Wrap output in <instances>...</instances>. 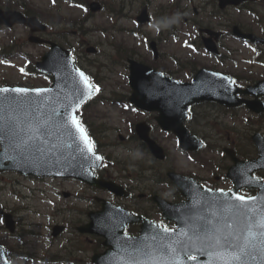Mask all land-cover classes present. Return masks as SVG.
Listing matches in <instances>:
<instances>
[{
    "label": "rangeland",
    "instance_id": "rangeland-1",
    "mask_svg": "<svg viewBox=\"0 0 264 264\" xmlns=\"http://www.w3.org/2000/svg\"><path fill=\"white\" fill-rule=\"evenodd\" d=\"M17 1L22 4H30L40 11H48L52 8L51 0ZM57 1L56 5L61 0ZM100 1L108 2V0ZM115 1L119 12L114 20L110 18L111 14L105 10L89 16L84 10L71 8L70 4L61 2L63 18H74L84 22L80 33H78V27L81 24L78 20L76 25L70 21L63 25L62 22L53 34L44 35L75 52L76 64L94 78L93 81L97 89L96 96L99 99L112 97L114 93H130L125 89L128 74L127 64L120 55L125 49L116 44L122 40L127 42L129 49L133 48L132 53L136 59L152 58L142 38L143 35L148 34L155 40L160 39L158 47L160 53H164L165 56L174 54L182 60L194 59L199 65L210 66L217 63L216 60L206 57L203 50L200 49V52L191 51L182 45L184 40L192 41L195 39L197 27L193 22H211L212 19L209 18V14L214 11V8L209 0H183L174 3L168 9L169 15L163 16L159 24L156 25L162 31L161 35L155 26L137 24L135 16L142 2H145L149 6L154 24L156 21L153 14L160 10V4L167 5L173 0ZM255 8L262 16L264 15V7L257 4ZM195 9L198 11L197 14L194 12ZM184 17L186 20L183 19ZM165 19H173L177 39L166 35L167 26L163 24ZM236 19L250 20V17L240 11L238 7H230L215 20L214 29L224 30L228 25L231 27V21ZM253 28V32L258 34L260 27L255 26ZM134 32H137V35ZM28 34V30L20 25L11 29H1L0 50L10 47L13 52L19 51V54H25L33 61L38 60L48 49V46L28 42ZM89 45L95 46L97 52L86 53L84 49ZM220 52L227 54L229 59L226 60L230 61V65H216L220 69H227L236 74L241 84L251 83L264 75V46L253 47L234 39L232 36L224 35L220 39ZM165 62L170 65L168 60ZM26 64L27 60L18 56L10 60L0 59V85L9 83L35 87L50 83V79L48 80L38 72L32 74L26 72L24 68ZM181 76L185 78L184 74ZM247 77H250V80ZM92 103L97 104V101ZM94 108L99 112L95 111ZM94 108L89 111L101 113L103 115L102 121L106 123V128L109 129L105 135H101V141L106 143L102 146L104 153L111 152L113 155H120L121 159L128 155L132 156L134 160L140 157L141 154L136 148V142L121 141L118 137L119 133L125 137L128 135L129 124L126 120L139 118V115L131 110L125 112L118 105L105 102H101ZM195 110L197 113L203 114L202 117L204 114L207 115L208 121L216 126L207 128L202 117H199V120L203 121L205 130L214 131V136L207 138L214 150L221 149L226 145L233 146L234 143L253 148L246 136H250L255 130H259L264 135V123L263 126L259 127L260 122L256 123V116L243 108L225 112L216 105L201 104L195 107ZM143 117L144 115H141V118ZM219 128L223 130V133L218 132ZM197 129L203 130L202 127H197ZM160 138L169 145L172 154L178 153L173 150L175 146L173 139L165 136H160ZM130 148L135 149L134 153L130 154L127 151ZM128 168L138 170L133 162L128 165ZM133 175L138 176L139 173L133 172ZM118 180L122 181V179ZM138 181L146 182L145 184L152 183V180L139 179ZM62 190L70 191L72 196L63 197L60 193ZM146 193L148 192L146 191ZM93 194L87 187L72 180H37L14 172L1 173L0 205L12 211L18 222V231L16 235L10 236L4 228H0V243L5 242L9 246L18 247L21 251L28 253L30 258L27 259V262L33 264H92L91 255L94 252L87 251V247L93 243L95 237L79 235L74 227L87 220L86 212L88 209L96 208V205L89 200ZM97 195L104 196L105 194L97 192ZM136 199L138 198L136 197ZM120 202H125L128 205L134 204L132 199L128 201L120 199ZM159 216L160 214H157L155 217L159 218ZM63 223L68 225V229L59 237L52 238V225ZM2 225L0 218V227ZM80 248L85 249L82 251ZM32 256L37 259L43 258L49 263L33 260L31 259ZM60 258L63 262L59 261ZM57 259L58 263H56ZM20 261L25 263V260Z\"/></svg>",
    "mask_w": 264,
    "mask_h": 264
},
{
    "label": "water",
    "instance_id": "water-1",
    "mask_svg": "<svg viewBox=\"0 0 264 264\" xmlns=\"http://www.w3.org/2000/svg\"><path fill=\"white\" fill-rule=\"evenodd\" d=\"M240 1L219 0V4L224 7L226 4H237ZM92 5V10L98 8L97 3ZM0 24L8 27L14 24H25L32 32L46 30V26L36 17H25L19 11L0 9ZM236 34L240 33L236 31ZM29 41L45 42L34 35L29 37ZM48 43L50 49L43 55L41 62L37 63V67L53 75V84L48 88L33 89L4 86L0 89L9 91L0 92V99L8 97L10 100L18 101V104H12V108L21 120L51 118L49 120L52 125L51 134L36 142L40 150L36 147L18 146V141L14 137L0 134L2 147L0 171L17 170L34 175L72 174L80 178L89 175L90 178L89 168L94 165L97 158L90 143H85L81 139V133L72 124V118H76V110L93 93V87L87 76L75 68L69 50L53 42ZM207 47L211 48L208 44ZM80 73L84 74L86 80L81 78ZM129 82L133 90L129 100L142 109L159 110L160 115L157 117L159 124L167 130L175 131L184 147H187L192 136L186 132L182 122L186 117L188 105L194 102L214 99L227 106L244 102L253 111L264 112V101L236 99L228 90V84L222 76L205 69L197 72L193 82L178 83L143 64L130 60ZM13 89L26 91L17 93L12 91ZM238 92L253 93L255 96L264 95V80L259 81L253 88ZM141 127V125L138 126L140 132ZM84 135L86 136L85 133ZM140 137L149 143L156 154L157 150L160 151V148L150 141L145 133H140ZM254 137L261 153L260 162L264 166V141L258 134ZM88 183L95 186L102 184L92 179ZM113 187L109 189L116 190ZM183 193L186 192L183 191ZM261 194L254 200H245L244 203L257 211L264 209V185ZM235 196L234 192H198L197 195L188 196V200L180 204H160L164 216L174 221L177 226L176 229H168L167 233L161 226L143 220L138 236L124 234L126 224L136 222L140 218L110 203H105L101 211L90 213V222L80 230L94 232L105 238L103 245L106 249L92 258L95 264H137V262L160 264L162 258L167 255L166 248L162 251L161 246L178 239L184 241L187 248L179 251L175 258L176 264H224V261L217 259L212 250L205 247L201 241L195 238L188 239L192 233L186 225L200 223L199 217L212 218V213L218 210V205H240L242 202L235 200ZM4 216L7 227L11 228L13 224L11 216L5 213ZM181 233H187V235H181ZM261 248H264V245H260L252 256L243 259L241 264H264V252L260 251ZM186 255H194L195 258L188 259ZM2 257L0 256V264L3 263Z\"/></svg>",
    "mask_w": 264,
    "mask_h": 264
},
{
    "label": "snow or ice",
    "instance_id": "snow-or-ice-1",
    "mask_svg": "<svg viewBox=\"0 0 264 264\" xmlns=\"http://www.w3.org/2000/svg\"><path fill=\"white\" fill-rule=\"evenodd\" d=\"M80 75L86 80L83 73ZM7 91L9 90L0 89V92ZM12 91L22 93L26 90L13 89ZM13 103L18 104V101L10 100L8 97L0 99V134L11 135L18 141V146L36 147L40 150L36 142L51 134L52 125L49 123L51 118L21 120L12 108ZM72 124L81 133V139L89 143L83 128L75 117L72 118ZM234 199L242 203L240 205H218V210L212 213V218L199 217L200 223L186 225L192 233L188 239L195 238L201 241L205 247L212 250L217 259L223 260L224 264H241L243 259L252 256L260 245H264V209L257 211L244 203L246 199L254 200L253 197L245 198L237 195ZM163 231L167 233L168 229L164 228ZM181 235H187V233H181ZM165 248L167 255L162 258L160 264H176V256L181 249L186 250L187 245L178 239L161 246L162 251ZM260 251L264 252V248Z\"/></svg>",
    "mask_w": 264,
    "mask_h": 264
},
{
    "label": "flooded vegetation",
    "instance_id": "flooded-vegetation-1",
    "mask_svg": "<svg viewBox=\"0 0 264 264\" xmlns=\"http://www.w3.org/2000/svg\"><path fill=\"white\" fill-rule=\"evenodd\" d=\"M155 115H156V113H153V114L149 113L147 115L148 116L147 117V121L149 122L150 120H154ZM150 126H151V133H153L154 136H157L158 134L167 135L156 124L155 125L150 124ZM197 127H200V126L197 125ZM189 129H191L190 125H189ZM255 155H256V151H253L250 154L249 153L248 154H242L240 156H250V157H253ZM240 158H242V157H240ZM230 164H231L230 163V160L226 157V159L223 160V161H219V162L217 161L214 164V167L213 168H210L206 162H202V161H199V163H193L191 165H193V166L196 167V172L194 174V178L198 182H200L201 184H203L205 186H208V187L217 188V187H219V185L226 184L227 179L225 178V174H226L227 169L229 168ZM256 175L261 176L260 173H256ZM144 188H146L145 185H144ZM145 213H148L149 214V212H146V211H145ZM17 255H19V254L17 253ZM10 260L14 264H22V262L20 261V259L17 258V257H15L14 255L11 256Z\"/></svg>",
    "mask_w": 264,
    "mask_h": 264
},
{
    "label": "trees",
    "instance_id": "trees-1",
    "mask_svg": "<svg viewBox=\"0 0 264 264\" xmlns=\"http://www.w3.org/2000/svg\"><path fill=\"white\" fill-rule=\"evenodd\" d=\"M63 1L70 3V4H74L76 2V0H61L60 3L56 5L58 2L57 1L55 5H52L51 9L43 13H39L38 11H35L34 9H32L31 7L27 5H22V6H24V13L26 15L37 14L42 21H44L45 23L49 25V28L51 31L62 22L63 24L68 20L76 22V19L74 18H66V17L63 18L62 12H61L62 11L61 2ZM20 6L21 4L17 3L16 0H0V7L5 8V9H16Z\"/></svg>",
    "mask_w": 264,
    "mask_h": 264
}]
</instances>
